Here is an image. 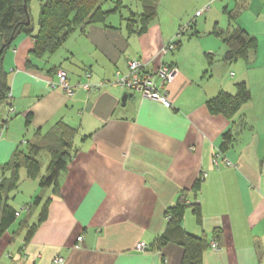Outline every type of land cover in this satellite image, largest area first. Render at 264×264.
I'll return each mask as SVG.
<instances>
[{"label":"crops","instance_id":"crops-1","mask_svg":"<svg viewBox=\"0 0 264 264\" xmlns=\"http://www.w3.org/2000/svg\"><path fill=\"white\" fill-rule=\"evenodd\" d=\"M116 1H106V10ZM119 1L104 22L76 29L53 54L37 56L26 33L3 54L15 113L0 138V169L36 134L49 138L58 121L74 130L56 184L38 185L45 160L34 178L19 169L20 201L10 202L9 193L2 198L0 216L5 204L19 210L40 197L6 227L0 224V264H56V257L61 264H180L183 248L158 242L179 198L186 201L180 228L208 242L202 264H264V0H245L233 19L228 12L236 0ZM147 5L154 15L131 33L128 18L137 21ZM201 7L202 16L190 18ZM184 26L176 48L161 54ZM235 26L256 40L248 61L224 60L222 33ZM129 60L174 70L164 86L168 105L112 85ZM59 68L75 87L71 96L50 87ZM99 82L104 85L91 91L80 87ZM239 82L250 98L236 114L208 110L209 99L234 94ZM5 112L2 104L0 120Z\"/></svg>","mask_w":264,"mask_h":264},{"label":"trees","instance_id":"trees-1","mask_svg":"<svg viewBox=\"0 0 264 264\" xmlns=\"http://www.w3.org/2000/svg\"><path fill=\"white\" fill-rule=\"evenodd\" d=\"M39 12L37 18V30L33 34V26L29 11V0H0V111L2 104H8L9 85L2 69V57L10 47L13 39L20 33L30 34L34 38V52L37 56L50 55L55 53L68 36L87 25L104 22L106 15L119 8L120 1L114 6L104 9L103 5L108 0H39ZM245 0H236L235 7L229 11V17L233 19L244 7ZM155 13L151 5L143 7L138 20L128 18L127 25L131 33L140 32L145 22ZM30 19L29 23H26ZM135 19V18H134ZM136 22L138 25H136ZM183 32V31H182ZM222 39L227 50L224 55L225 61L243 59L248 61L250 52L256 47V40L243 28L233 27L230 31L222 33ZM176 46L179 39L176 40ZM208 63H210L209 56ZM264 81V74H263ZM250 92L243 83H236L234 94L221 91L215 97L207 101V108L212 113H222L228 118L238 112L240 107L249 100ZM11 103V102H10ZM1 117V116H0ZM54 133L50 132L46 139L36 134L32 141H28L25 148L15 149L10 161L0 169V205L4 195L15 190L19 184V169L25 168L30 178H34L39 171L38 153L42 150L50 152V161L46 174L39 179L40 187H47L56 184L58 174L65 168L70 157V142L73 136V128L58 121L54 125ZM229 133L224 135L227 138ZM55 136V137H54ZM55 140L54 143H52ZM8 174L5 176L4 172ZM40 197L36 196L30 204H35ZM186 201L179 198L175 206L166 212L168 224L164 233L159 238V244L174 241L183 248V256L180 264H202V257L208 245L207 240L201 236H194L184 232L180 228V220ZM193 213L199 220V205H192ZM14 210L9 205H3V212L0 216V224L6 227L16 217Z\"/></svg>","mask_w":264,"mask_h":264},{"label":"built area","instance_id":"built-area-1","mask_svg":"<svg viewBox=\"0 0 264 264\" xmlns=\"http://www.w3.org/2000/svg\"><path fill=\"white\" fill-rule=\"evenodd\" d=\"M208 7V5L206 6ZM206 7H202L200 10H197L195 12L194 16L200 15L202 11L206 9ZM185 29V26L182 27L178 34L169 40L167 43H165L161 50V54H165L167 52L173 51L176 48V40L180 37L182 30ZM174 76V70L165 64H161L156 69H150L148 66L139 61V60H129L127 62V71L124 74L119 73L118 71L115 73V78L112 81V85L120 88L121 90L130 91L133 93H138L141 97L144 98H150L156 101H159L163 104L168 105L169 100L167 93L165 91V84L172 80ZM56 82H50L51 88L59 87L61 88L68 96H71L74 91L75 87L70 85L68 82L67 73L65 70L59 68L56 71ZM104 85V82H99L95 84H89L84 83L81 84V88L85 91H91L94 89H97ZM10 93H9V99L8 104L6 107L5 117L0 120V138L5 131L6 128V121L10 118L11 115L15 113L14 107L10 104ZM214 162L216 160L214 159ZM1 181V177H0ZM182 200V198H181ZM29 205H23L16 213L15 215H19L21 211H29ZM78 240L81 239V237L77 238ZM218 247V244L216 241L211 242V248L216 249ZM136 248L138 250H144L145 245L144 243L140 242L136 245ZM54 262L56 264H61L63 262L61 257H56L54 259Z\"/></svg>","mask_w":264,"mask_h":264},{"label":"rangeland","instance_id":"rangeland-1","mask_svg":"<svg viewBox=\"0 0 264 264\" xmlns=\"http://www.w3.org/2000/svg\"><path fill=\"white\" fill-rule=\"evenodd\" d=\"M28 4H29V6H30V9H31V15L33 16L34 15V13H35V9H36V7H37V4H38V1L37 0H29V2H28ZM189 4V3H188ZM214 4V2L212 1V2H209V5L210 6H212ZM103 7H104V9H106L107 8V6H106V4L105 5H103ZM202 8V7H201ZM200 8V9H201ZM199 8H198V10H200ZM36 11H37V9H36ZM124 12V11H123ZM37 13V12H36ZM191 16H190V18H192L194 15H195V11H191ZM204 13V11H202L201 13H200V15H198V16H195V18H200V16H202L201 14H203ZM110 18V17H109ZM107 21H108V19H107ZM181 36V35H180ZM11 102V101H10ZM11 104V103H10ZM12 105V104H11ZM13 106V105H12ZM6 107H7V104H6ZM14 107V106H13ZM14 111H15V107H14ZM12 117V115L10 116V118ZM9 118V119H10ZM8 119V120H9ZM7 120V121H8ZM7 121H6V123H7ZM37 159H38V161L40 162V165H41V163L43 164L44 163V161L45 160H47V162L49 163V154L46 152V151H40V153H39V155H38V157H37ZM47 163V164H48ZM45 165V164H44ZM45 167V166H44ZM47 167V166H46ZM42 168H43V166H42ZM45 169V168H44ZM20 182V181H19ZM21 183V182H20ZM21 198H22V195H19V193L16 191V190H13V191H11V192H9V201L10 202H13V203H16V202H18V201H20L21 200ZM22 206V205H21ZM21 206L19 207V208H21ZM31 208V205L29 206V209Z\"/></svg>","mask_w":264,"mask_h":264},{"label":"water","instance_id":"water-1","mask_svg":"<svg viewBox=\"0 0 264 264\" xmlns=\"http://www.w3.org/2000/svg\"><path fill=\"white\" fill-rule=\"evenodd\" d=\"M29 21H30V19H28L26 23H29ZM125 99H126V94H124V95L122 96V102H124Z\"/></svg>","mask_w":264,"mask_h":264}]
</instances>
